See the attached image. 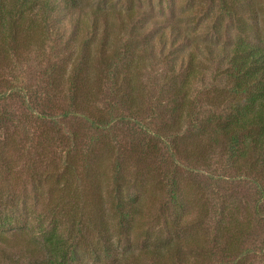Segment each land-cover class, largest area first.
<instances>
[{
    "label": "trees",
    "instance_id": "16d2710c",
    "mask_svg": "<svg viewBox=\"0 0 264 264\" xmlns=\"http://www.w3.org/2000/svg\"><path fill=\"white\" fill-rule=\"evenodd\" d=\"M163 1L172 10L170 1ZM210 1L215 2L219 18L234 29L237 40L230 49L209 52L212 59L221 60L216 69V77L223 80L218 99L220 105L227 106L223 113L199 121L192 113L188 98L191 83L198 74L194 68L197 57L188 55L186 63L182 61L179 71L175 72L174 62L180 60L176 54L184 40V36L179 37L178 27L170 26L168 35L162 32L157 36L161 49L170 53L174 50L173 58L166 62L169 83L164 88L167 91H156L145 101L134 80L138 70L134 58L139 55L140 47L127 40L120 45L111 35L104 6L85 7L80 0H0L3 58L11 53L16 57L18 46L30 47L35 39L40 44L52 43L47 59L58 60L64 56L58 55L53 41L62 43L66 52L63 59L67 63L49 64L43 70L46 87L43 94L50 99L45 106L53 100L62 101L59 107L62 111L41 110L37 120L50 121L53 137L61 126H67L71 133L64 142V155L54 151L56 146L50 150L48 143L54 142L49 136L48 148L38 151L36 159H25L27 163L22 166L21 170L28 173L24 180L37 193L33 199L44 207L43 214L35 215L24 209L12 214L16 208L13 196L1 188L0 264L11 263L13 250L29 253L30 257H26L29 260L23 264H87V260L92 264H246L251 258L250 251L245 249L249 239L247 230L238 227L237 220L232 221L229 214L227 220H220L212 237L198 238L194 225L185 219L186 197L175 171L171 172L170 181L163 176L161 185L167 188L164 199H157L155 194L150 204L146 203L147 180L141 177V168L137 164L125 166L117 153L111 162L110 178L108 182L103 181L102 161H94L97 157L83 140L88 134L101 136L100 133L121 122L141 125L146 114L151 119L161 115L168 121L159 139L169 143L171 149L167 150L172 160L183 157L205 165L214 157L227 158L233 169L247 170L264 198V41L261 39L264 0ZM132 14L129 13L128 19ZM65 20L67 25L60 26ZM163 26L167 25L154 23V27ZM105 85L110 96L106 111L95 107L96 100L104 95ZM30 91L31 88L26 89L23 100L27 110L33 112L42 106L37 95ZM4 96L5 92L0 90L1 103ZM119 108L128 115H117ZM23 119V125L27 124L29 119ZM185 122L187 127L183 129ZM191 134L195 137L194 150L185 142ZM7 137L2 147L12 144L17 148L15 139ZM157 144L155 141L148 145L150 149L144 157L164 158L166 155L160 154ZM2 147L0 167L15 176ZM78 150H83L82 154H77ZM129 151L136 154L138 146L133 143ZM42 183L46 190L35 188ZM4 185L13 189V183L6 181ZM157 201L162 202V208L156 217L150 212ZM22 207L26 208L24 203ZM32 220L40 222L38 236L32 242L34 247L10 246V236L24 235Z\"/></svg>",
    "mask_w": 264,
    "mask_h": 264
},
{
    "label": "rangeland",
    "instance_id": "374dc122",
    "mask_svg": "<svg viewBox=\"0 0 264 264\" xmlns=\"http://www.w3.org/2000/svg\"><path fill=\"white\" fill-rule=\"evenodd\" d=\"M128 1L80 0L82 6L85 7L104 6L108 12L110 33L119 40V43L121 42L120 45L127 40L133 44L137 43V47H140L137 51L139 58H134L138 65L134 80L145 101L148 95L153 96L156 91H167L164 88L169 83L167 78L168 64L166 62L173 58L174 50L171 49L172 52L170 53L165 48L161 49L160 45L157 44V36L158 33L162 32L168 35V28L173 26L175 29L176 27L179 28L180 39L184 36L181 49L178 48L180 52L176 54L180 60L174 62L177 66L175 72L179 71L182 61L186 63L188 55L197 57L194 68L198 74L194 79L195 81L191 83L188 94L190 107L193 108L192 113L198 117L199 121L223 113L222 111L226 109L227 104L225 106L220 105L218 99V92L223 80L216 77V69L219 68L221 60L217 57L212 59L213 57L209 52L213 50L215 52L221 48L230 49L236 43L237 35L230 24L219 18L215 2L210 0H169L172 10H168L163 0ZM131 12H133L132 18L128 19ZM262 19L261 39L264 41V15L261 17ZM155 22L157 24L163 22L167 26L154 27ZM67 23L65 20L60 26H65ZM119 31L120 36H118ZM34 41L35 39H33L30 47L28 44L23 47L18 46L16 57L11 53L8 58H3L5 54L0 52V81L3 82L0 90L5 92L4 101L2 103L0 101V117L4 116L3 124H0V147L3 146L5 139H8L7 136L13 137L17 146L15 148L14 145L9 144L6 148H1L4 150V156L8 159V163L12 164V173L15 176L4 172L0 167V190L3 188L4 191L6 190L9 195L13 196L12 199L16 208L13 212L9 210L12 214H19L23 209L35 215L43 214L44 207L39 206L34 201V190L31 189L28 181L24 180L28 173L21 170L22 166L27 163L25 159H36V153L48 148V145L49 148L51 147L50 150L56 146L54 151L59 156L64 155L66 147L64 142L71 135L66 128L67 126H59L60 132L55 135L56 137H53L54 133L50 130V121L37 120L41 110L46 112L48 109H52L54 113L62 111L59 109L62 107V101L56 103L53 100L45 106L46 101L50 99L48 100L43 94V89H46L43 70L49 64L61 66L67 62L64 60L66 52H64L61 42L53 41L57 47L58 55L64 57L61 59L59 57L58 60H48L52 43L40 44ZM65 41L66 39L62 40L64 44ZM168 45L167 43L166 48H169ZM183 72L185 73V70H182V74ZM12 88L14 90H10ZM29 88L32 89L30 91L32 95H37L38 102L42 106L34 108L33 112L27 110L25 100H23L25 91ZM103 93L104 95L96 100L95 107L105 110L110 97L108 85L104 86ZM117 115L128 114L124 109L122 111L119 108ZM10 118H15V120L12 121ZM23 118L29 119L25 125H23ZM141 121L143 126L132 122H121L111 130L100 133L101 136L88 134L83 139L86 145L89 144L88 149L93 150V156L97 157L94 161H102L101 179L108 182L113 156L119 153L122 158L120 161H123L125 166L137 164L141 168V177L147 180L144 202L150 204L151 198L155 194L157 199L160 198L161 201L164 199V196L167 195V188L161 185L163 176L167 181H170L169 179L173 177L171 172L175 171L176 179L181 183L186 197L183 209L186 215L185 219H187V223L194 225L193 230L197 232L198 238L204 240L205 237H212L220 220H227L229 214L232 216V221L233 219L237 220L238 227L247 230L246 234L249 239L245 249L250 251L249 256L251 258L246 261V264H264V198L261 197L257 187L250 180L247 170L242 169L239 172V170L233 169L227 162L228 159L225 158L226 160H224V157H214L203 165L201 161H188L183 157L177 158L172 152L176 157L172 160L168 155L169 143L159 139V134L163 133L164 124L168 120L161 115L151 119L146 114ZM186 125L185 122L183 129L187 127ZM157 134L158 136H156ZM185 134L186 132L183 131V136L187 138V134ZM89 135H92L93 140L89 138ZM49 136L50 139L52 137L56 145L49 142L46 146V139ZM55 138L58 140L55 141ZM194 140L193 134L189 135V139H185L189 149L193 148L194 150ZM155 141L160 145L157 146L160 154L166 156L162 159L144 157L148 151V145L155 143ZM133 143L138 146L136 154L129 151ZM82 149L85 150V148ZM83 150H78L77 154H82ZM15 177L17 180H14ZM6 181L13 183L12 190L4 185ZM44 185L42 183L41 186L35 188L46 190ZM21 186L25 189L22 190ZM103 189H105L104 184ZM22 203L26 208L22 207ZM161 203L157 201L152 206L150 213L153 216L159 215V210L162 208ZM27 226L28 230L24 235L18 234L8 237L10 246H16L18 249L34 247L32 242L35 243L34 237L35 235L38 236L40 222L32 220ZM13 252L10 264H15V261L23 264L29 260L26 257L29 258L30 255L26 251L13 250ZM86 263L92 264V261L87 260Z\"/></svg>",
    "mask_w": 264,
    "mask_h": 264
}]
</instances>
